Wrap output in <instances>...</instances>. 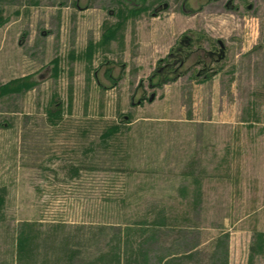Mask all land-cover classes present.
<instances>
[{
    "label": "rangeland",
    "instance_id": "374dc122",
    "mask_svg": "<svg viewBox=\"0 0 264 264\" xmlns=\"http://www.w3.org/2000/svg\"><path fill=\"white\" fill-rule=\"evenodd\" d=\"M19 78L0 264H264V0H0V86Z\"/></svg>",
    "mask_w": 264,
    "mask_h": 264
},
{
    "label": "trees",
    "instance_id": "16d2710c",
    "mask_svg": "<svg viewBox=\"0 0 264 264\" xmlns=\"http://www.w3.org/2000/svg\"><path fill=\"white\" fill-rule=\"evenodd\" d=\"M146 0H143V2H145ZM145 9H148L147 6H141V7H134V8H131L129 9L128 11V14L130 15H135L137 13H139L140 11L142 10H145ZM128 14H125L124 11L120 10L119 11V16H120V19L115 23V26L112 27V29H109V31L107 33H105L104 37H103V41L104 42H107V41H110L111 39H113L114 37V34L120 29V27H122V24L123 22L126 20V18L128 17ZM160 61H158V67H159V64H160ZM152 76H150V81L152 80ZM172 78H170L171 80ZM165 81H168V78L165 80H161V78L159 79V81L156 82V86H161L163 83H165ZM34 83L31 82V81H24V79L22 80L21 78L19 79H13L11 80L10 82L6 83V84H3L2 86H0V95L1 94H4V93H10V92H20L22 89L24 88H30L31 86H33ZM151 85H154L153 83ZM60 104L61 102L58 101L56 103L53 104L52 108L49 109L48 113H49V116H50V121H53V118H57L58 115L60 114V110H61V107H60ZM118 129L115 127L113 128V130L111 131H117ZM23 238H21L19 241V247H21V249L29 242V240L31 239L30 237H27L26 235H23L22 236ZM254 237L257 239V240H260L261 241V244L263 245V249H264V232L263 231H255L254 232ZM250 251L251 252H255L256 251V248L255 246L252 244L250 246Z\"/></svg>",
    "mask_w": 264,
    "mask_h": 264
},
{
    "label": "flooded vegetation",
    "instance_id": "af4514ba",
    "mask_svg": "<svg viewBox=\"0 0 264 264\" xmlns=\"http://www.w3.org/2000/svg\"><path fill=\"white\" fill-rule=\"evenodd\" d=\"M192 39H194V38H192V36H189L187 33L184 32L180 36L178 43H179V45L182 44V45H185V48H188L194 42V40L192 42ZM179 45L176 47L175 51H173L174 49L169 51V53L165 57V62H161L162 60L160 61L159 67L157 66V68L155 69V72L152 73V75H154V77H158L161 79H167L169 74H175L176 75L179 73V67L181 66L182 61L186 57V55L182 54L184 47H180ZM218 50H220V53H218V55H219L218 58H222L223 57L222 47H221V49H218ZM209 52H210V54H212L215 51H209ZM202 71H203V67L199 68L196 71V74L201 75Z\"/></svg>",
    "mask_w": 264,
    "mask_h": 264
}]
</instances>
